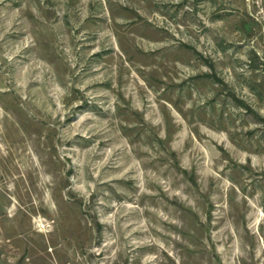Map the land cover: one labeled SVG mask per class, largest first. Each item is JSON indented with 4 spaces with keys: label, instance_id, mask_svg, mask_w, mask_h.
<instances>
[{
    "label": "rangeland",
    "instance_id": "rangeland-1",
    "mask_svg": "<svg viewBox=\"0 0 264 264\" xmlns=\"http://www.w3.org/2000/svg\"><path fill=\"white\" fill-rule=\"evenodd\" d=\"M0 264H264V0H0Z\"/></svg>",
    "mask_w": 264,
    "mask_h": 264
},
{
    "label": "bare ground",
    "instance_id": "bare-ground-1",
    "mask_svg": "<svg viewBox=\"0 0 264 264\" xmlns=\"http://www.w3.org/2000/svg\"><path fill=\"white\" fill-rule=\"evenodd\" d=\"M43 226V225H42Z\"/></svg>",
    "mask_w": 264,
    "mask_h": 264
}]
</instances>
